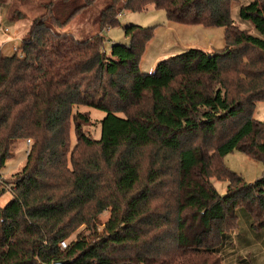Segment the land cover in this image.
Instances as JSON below:
<instances>
[{"label": "trees", "instance_id": "16d2710c", "mask_svg": "<svg viewBox=\"0 0 264 264\" xmlns=\"http://www.w3.org/2000/svg\"><path fill=\"white\" fill-rule=\"evenodd\" d=\"M234 1L42 4L16 51L0 52V170L16 141L31 142L21 171L3 183L11 189L0 183V197L10 193L0 206V264H226L240 209L252 230L264 229V174L246 183L222 161L239 151L264 164V122L254 118L264 102V0L238 9L255 34L232 20ZM99 2L93 35L61 32ZM150 9L179 25L222 28V53L190 48L144 73L154 27L132 24L123 27L128 43L104 50L101 33L123 11ZM80 106L105 113L98 139L85 134ZM213 180L227 184L223 195Z\"/></svg>", "mask_w": 264, "mask_h": 264}, {"label": "rangeland", "instance_id": "374dc122", "mask_svg": "<svg viewBox=\"0 0 264 264\" xmlns=\"http://www.w3.org/2000/svg\"><path fill=\"white\" fill-rule=\"evenodd\" d=\"M47 0H5L3 5H0V29L7 28L8 33L0 32V52L6 56L13 54V48H18L21 44V40L27 33L31 22L34 18L41 15L43 12L41 6ZM249 0H235L231 4V18L239 29H247L255 34L254 29L249 22H243L238 18V9L240 5L247 3ZM101 8V4L96 3L90 10L82 15L77 16L71 23H69L61 32H70L76 37L93 35L96 31V27L93 22V18L96 17L98 10ZM166 23L165 13L160 10L150 9L148 12L132 13L123 11L119 17V26L108 28L102 31L101 35L104 37V50L109 52L111 44H126L128 38L123 33V27L126 25H137L144 28L154 27L153 38L149 41L145 53L143 54L140 62V71L144 73H152L155 69V65L162 60L169 57L180 54L177 52L179 46H183L184 43H197V37L202 38L204 44L199 47L207 48V52L215 51L222 53L224 49L223 30L221 28L206 29L205 32H177L174 34L173 29H169L164 26ZM164 26V27H163ZM183 26V25H182ZM194 27V26H191ZM173 32V33H172ZM186 36H189L188 39ZM209 45V46H208ZM192 47H195L192 45ZM209 47V48H208ZM182 53V52H181ZM158 57V58H157ZM158 59L155 63L153 61ZM153 64V66H152ZM79 112H86L90 118V125L84 127V132L92 139H98L100 135V121L105 116V113L99 110H95L88 107L80 106L76 109ZM254 118L256 120L264 122V102L256 104ZM71 147L75 144V137L73 131L70 134ZM26 140L16 141L12 145V157L6 162L4 168L0 170V183L3 188L9 191L10 175L20 172L26 158V152L29 150ZM223 164L230 171L240 176L246 183H253L257 179L261 178L264 174V164L262 162H256L239 151H233L223 158ZM7 178L6 180L3 178ZM9 180V181H8ZM215 189L223 195L226 191V183L213 180ZM10 199V193L6 192L0 197V206H3ZM108 218V212H104L99 216V224L97 226V232H101L103 229V223ZM79 232H83L85 235L88 233L82 227ZM66 243L69 241H65ZM247 264H264L259 263L252 259ZM240 264V263H239Z\"/></svg>", "mask_w": 264, "mask_h": 264}, {"label": "crops", "instance_id": "0c3cea01", "mask_svg": "<svg viewBox=\"0 0 264 264\" xmlns=\"http://www.w3.org/2000/svg\"><path fill=\"white\" fill-rule=\"evenodd\" d=\"M164 26H166L169 29H173L174 34H177V32L195 33V32H205L206 29L210 30V28H204L201 26H194V27L182 26L176 23L169 22L167 20L166 23H164ZM184 35L186 36V34ZM186 37L188 39L189 36ZM197 38H198V41H196L197 43H192V45H194L195 47H192V45H188L191 43L185 42L183 46H179L178 48L179 50L177 52L181 53L190 48H199L204 51H207V48L204 49L203 47L202 48L199 47V45L204 44V41L202 39L204 37L202 38L197 37ZM157 60L158 59H155L153 63H155ZM237 217H238V227L234 231H232L228 237V257H225L224 259L225 263L247 264L243 260H247V262L249 263V261H251L252 259H254L256 263L257 262L263 263L264 262V229L260 231L252 230L251 216L245 210L240 209L237 212Z\"/></svg>", "mask_w": 264, "mask_h": 264}, {"label": "built area", "instance_id": "2783aa9c", "mask_svg": "<svg viewBox=\"0 0 264 264\" xmlns=\"http://www.w3.org/2000/svg\"><path fill=\"white\" fill-rule=\"evenodd\" d=\"M0 32L8 33V29L7 28L0 29ZM13 51H16V48H13ZM26 143H27V145H29L30 144V140H26ZM27 154H28V150L26 152V156H27ZM60 248L61 249H65L66 248V242L65 241L60 243Z\"/></svg>", "mask_w": 264, "mask_h": 264}, {"label": "water", "instance_id": "95a60500", "mask_svg": "<svg viewBox=\"0 0 264 264\" xmlns=\"http://www.w3.org/2000/svg\"><path fill=\"white\" fill-rule=\"evenodd\" d=\"M55 264H60V263H55Z\"/></svg>", "mask_w": 264, "mask_h": 264}]
</instances>
